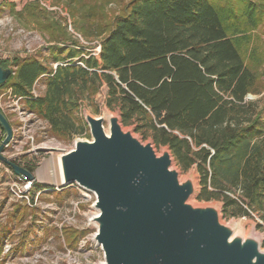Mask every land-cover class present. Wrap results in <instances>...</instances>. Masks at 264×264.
<instances>
[{
	"label": "trees",
	"instance_id": "trees-1",
	"mask_svg": "<svg viewBox=\"0 0 264 264\" xmlns=\"http://www.w3.org/2000/svg\"><path fill=\"white\" fill-rule=\"evenodd\" d=\"M17 12L54 31L38 0ZM263 22L264 0H130L109 24L98 23L97 35L105 34L97 57L78 42L54 40L43 61L0 60L15 67L0 88L50 136L68 141L86 129L77 115L83 100L92 103L105 87L104 104L121 123L136 122L183 170H195L198 201L221 200L223 210L264 219V106L248 99L263 90L254 35ZM40 79L44 89L34 96Z\"/></svg>",
	"mask_w": 264,
	"mask_h": 264
},
{
	"label": "rangeland",
	"instance_id": "rangeland-1",
	"mask_svg": "<svg viewBox=\"0 0 264 264\" xmlns=\"http://www.w3.org/2000/svg\"><path fill=\"white\" fill-rule=\"evenodd\" d=\"M31 1L35 0H0V60L30 55L43 61L49 54L48 47L59 39L63 47H72L78 42L97 57L100 40L105 34L103 30L101 36L97 35L98 23L109 24L115 16L126 11L130 0H38L56 24L54 31L49 32L26 13L18 14L17 11ZM254 35L258 36L256 44L264 57V22ZM11 62L8 68L14 70ZM261 72V94L248 96L249 100H259V108L264 106V61ZM8 89L0 88V109L9 121L12 138L3 147L1 156L28 170L33 178L29 180L22 174H15L12 167L0 159V264H98L103 261L102 253L89 239L94 228L83 225L90 212L89 202L82 201L75 187L60 189L58 163L59 155L63 154L58 148L71 150L75 140H91L88 125L82 135L71 140L56 139L48 134L46 123L28 112L22 102H16ZM34 89L36 94L43 91L42 79L36 82ZM105 95L106 88L102 87L92 103L83 100L77 115L84 121L86 114L102 117L108 133V116L119 114L105 106ZM121 125L143 144L151 143L157 155L168 149L154 143L150 135L137 131L136 122ZM3 137L0 129V144ZM172 166L179 172L180 180L191 179L197 185L198 175L194 169L185 171L174 160ZM28 183L30 186L25 187ZM189 203L216 207L222 224L231 226L242 238H255L260 250L264 251L261 214L236 215L233 207L223 210V201H198L195 194Z\"/></svg>",
	"mask_w": 264,
	"mask_h": 264
},
{
	"label": "water",
	"instance_id": "water-1",
	"mask_svg": "<svg viewBox=\"0 0 264 264\" xmlns=\"http://www.w3.org/2000/svg\"><path fill=\"white\" fill-rule=\"evenodd\" d=\"M10 75L0 65V85ZM107 120L108 133L102 117L86 114L91 140H75L58 157L60 189L76 183L96 195L97 214L89 223L103 250L98 264H264L255 238H242L222 224L216 207L189 203L197 185L179 179L169 149L157 155L151 143L123 130L119 115ZM0 129V159L31 180L28 170L1 156L12 138L1 109Z\"/></svg>",
	"mask_w": 264,
	"mask_h": 264
},
{
	"label": "built area",
	"instance_id": "built-area-1",
	"mask_svg": "<svg viewBox=\"0 0 264 264\" xmlns=\"http://www.w3.org/2000/svg\"><path fill=\"white\" fill-rule=\"evenodd\" d=\"M56 65L57 64H54V67ZM8 90H9L8 93L10 94V96H12L11 93H10V89H8ZM32 94L34 96L37 95L34 88L32 90ZM12 98H14V100H16V102L20 101V98H15L13 96H12ZM58 150L61 151V153H66V152L69 151V150H66L64 148H58ZM29 186H30V183H28V185L25 186V187H29ZM58 187H56L55 189H58ZM68 187H75L79 191L80 195L82 196V201L89 202L90 212L87 214V218H86L85 222L83 223V225H84V227H92V228H94V232L90 234L89 239L91 240L92 243H94L96 246H98V248H99V250H100V252L102 253V256H103V250H102L101 246L98 245L93 239V237H94V235L96 233V227L93 224L89 223V221L92 218V216L97 214V211L93 207L94 203H95V200H96L95 193L90 191V190H87V189H84V188L78 186L76 183H74V184H72V185H70ZM69 220H73L74 221L73 217H69ZM81 247H82V245H81Z\"/></svg>",
	"mask_w": 264,
	"mask_h": 264
}]
</instances>
